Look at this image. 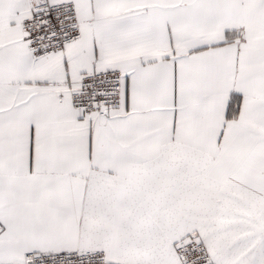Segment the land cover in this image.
Here are the masks:
<instances>
[{
	"label": "snow or ice",
	"instance_id": "obj_1",
	"mask_svg": "<svg viewBox=\"0 0 264 264\" xmlns=\"http://www.w3.org/2000/svg\"><path fill=\"white\" fill-rule=\"evenodd\" d=\"M0 264H264V0H0Z\"/></svg>",
	"mask_w": 264,
	"mask_h": 264
}]
</instances>
